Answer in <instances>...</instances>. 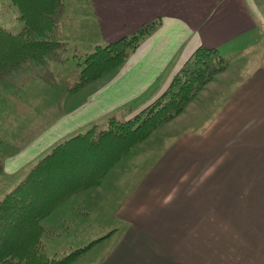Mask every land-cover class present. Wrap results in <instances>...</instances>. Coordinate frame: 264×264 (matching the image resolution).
Instances as JSON below:
<instances>
[{"label": "rangeland", "instance_id": "rangeland-1", "mask_svg": "<svg viewBox=\"0 0 264 264\" xmlns=\"http://www.w3.org/2000/svg\"><path fill=\"white\" fill-rule=\"evenodd\" d=\"M84 3L85 0H65L64 8L74 7L76 17L72 15L63 30L61 23L57 27L56 37L66 43V49L60 48L56 57L30 60L0 72V201L25 178L20 170L9 172L24 167L40 153L43 133L51 132L70 115L83 119L82 115L96 107L98 101L108 99L106 92L123 79L120 64L131 52L105 72L104 78L99 76L97 82L95 78L94 82L77 85L80 67L76 54L92 49L88 47L90 35L79 8ZM63 10L58 13V21ZM19 15L15 5L0 0L2 26L19 31L24 23ZM211 63L214 66V60ZM214 76L178 115L144 140L135 144L125 140L123 143L129 147L115 158H108L116 146L122 149L115 139L93 148L89 147L90 139L76 141V160L64 163L61 171L48 181L52 180L57 188L66 175L62 171L76 165L79 169L73 174L92 166L98 177L92 181L87 175L88 181L84 180L81 187L65 188L67 194L40 219L41 238L49 256L70 254L88 245L68 264H264L260 204L264 189L257 188L251 197L246 196L244 152L234 156L232 166L227 168L232 172H219V162L224 158L213 156L206 157L205 164L198 166L204 157L196 154L198 139L194 132L200 130H196L198 113L207 108L196 98ZM134 106L126 102L121 108L134 116L143 109ZM112 112L74 132L90 124L97 128L110 124L116 119ZM235 144L239 151L248 149L255 161L261 159L259 140ZM70 150L74 152L72 147ZM109 159L114 164L110 165ZM104 167H108L105 174L98 175ZM260 169L261 163L254 166L253 183L256 181L257 187Z\"/></svg>", "mask_w": 264, "mask_h": 264}, {"label": "crops", "instance_id": "crops-1", "mask_svg": "<svg viewBox=\"0 0 264 264\" xmlns=\"http://www.w3.org/2000/svg\"><path fill=\"white\" fill-rule=\"evenodd\" d=\"M81 7L85 17L83 24H87L85 29L90 35V50L131 36L149 22L158 25L120 64L123 65L120 74L123 79L106 92L108 99L98 101L96 107L82 115L83 119H74L71 115L61 119L51 132L42 134L44 145L40 146V153L24 167L14 168L9 173L20 170L26 175L35 162L52 150L53 144L84 132L91 124L74 131L109 111L113 110L116 119L131 117L132 114L127 113L130 110L121 108L126 102H131L132 106L139 103L135 108L146 107L166 90L197 49L209 48L216 50L228 63L196 98L207 108L204 113H198L196 130H200L194 132L198 139L196 154L204 157L203 161H198V166L205 164L206 157L213 156L224 158L219 162L222 166L219 172H232L227 168L232 166L234 156L244 152L246 196L251 197L257 188L264 189V0H85ZM63 9L62 30L72 15L75 17L74 7ZM96 33H99L98 38ZM119 111H124L125 116ZM79 119L82 124L78 123ZM108 126L101 124L100 127ZM204 135L207 138L202 137ZM243 140L261 142L259 162L252 159L248 149L238 150L235 143ZM184 145L189 147L187 143ZM122 151L123 148L116 146L108 158H115ZM180 157L184 161V157ZM112 162L109 159L110 165L114 164ZM217 163L215 160V165ZM260 163L257 187V182L253 183V173L254 166ZM260 204L263 207L261 220H264V192Z\"/></svg>", "mask_w": 264, "mask_h": 264}, {"label": "trees", "instance_id": "trees-1", "mask_svg": "<svg viewBox=\"0 0 264 264\" xmlns=\"http://www.w3.org/2000/svg\"><path fill=\"white\" fill-rule=\"evenodd\" d=\"M8 1L19 9V16L24 23L17 32L0 24V72L30 60L56 57L58 51L67 48L66 43L56 37L60 23L58 13L64 8L65 0ZM157 25V22H149L131 36L97 45L93 50L78 51L76 63L80 70L77 85H84L119 65L127 53L136 49ZM213 60L214 66L211 63ZM227 63L214 49H197L187 66L178 71L164 93L136 115L128 119H112L106 128L93 126L85 133H76L57 143L48 154L35 162L25 178L0 201V264H68L75 259L88 245L75 249L70 254L49 256L41 238L43 228L40 219L50 212L61 196L67 194L63 191L65 188L81 187L83 181L87 180V175L92 181L98 177L93 173L92 166L82 167L84 170L73 174L79 169L76 165L70 170L62 171L66 175L58 182L57 188H54L52 180L48 181L49 177L61 171L64 163L70 164L76 160V141L81 138L90 139L89 147L93 148L95 144L104 145L108 140L115 139L124 149L129 147V144L123 143L125 140H130L132 144L144 140L178 115L203 84L217 71L224 69ZM89 136L91 137L88 138ZM71 147L74 152L70 150ZM107 168H101L98 175L105 174Z\"/></svg>", "mask_w": 264, "mask_h": 264}]
</instances>
